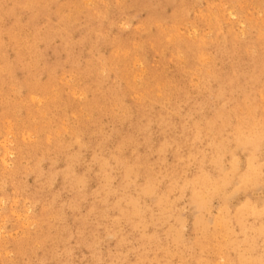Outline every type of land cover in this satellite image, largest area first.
<instances>
[{
  "label": "rangeland",
  "instance_id": "1",
  "mask_svg": "<svg viewBox=\"0 0 264 264\" xmlns=\"http://www.w3.org/2000/svg\"><path fill=\"white\" fill-rule=\"evenodd\" d=\"M0 264H264V0H0Z\"/></svg>",
  "mask_w": 264,
  "mask_h": 264
},
{
  "label": "bare ground",
  "instance_id": "2",
  "mask_svg": "<svg viewBox=\"0 0 264 264\" xmlns=\"http://www.w3.org/2000/svg\"><path fill=\"white\" fill-rule=\"evenodd\" d=\"M64 42V41H63ZM14 75V74H13ZM25 85V84H24Z\"/></svg>",
  "mask_w": 264,
  "mask_h": 264
}]
</instances>
